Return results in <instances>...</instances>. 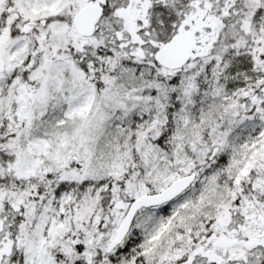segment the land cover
<instances>
[{
  "label": "snow or ice",
  "instance_id": "snow-or-ice-1",
  "mask_svg": "<svg viewBox=\"0 0 264 264\" xmlns=\"http://www.w3.org/2000/svg\"><path fill=\"white\" fill-rule=\"evenodd\" d=\"M0 264H264V0H0Z\"/></svg>",
  "mask_w": 264,
  "mask_h": 264
}]
</instances>
